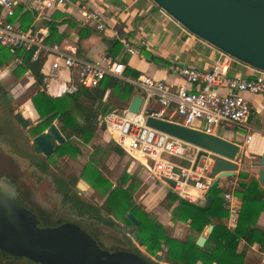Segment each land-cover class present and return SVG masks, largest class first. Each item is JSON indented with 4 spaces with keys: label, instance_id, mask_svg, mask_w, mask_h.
<instances>
[{
    "label": "built area",
    "instance_id": "built-area-1",
    "mask_svg": "<svg viewBox=\"0 0 264 264\" xmlns=\"http://www.w3.org/2000/svg\"><path fill=\"white\" fill-rule=\"evenodd\" d=\"M71 1L43 0L42 3L51 8ZM16 4L15 0H0V48L14 53L12 63L17 66L24 63L27 53H31L32 62L42 60L44 67L48 64V70L42 69L43 86L45 83L47 88L50 80L58 78L62 69L75 70L78 80L70 78L63 93H74L79 86L97 87L106 77L130 82L123 77L126 66L119 59H108L105 65L84 60L67 53L60 44L48 42L50 31L47 27L38 30L22 28L11 20L16 14ZM82 14L86 21L95 22L98 30H106L107 25L98 12L84 10ZM120 41L123 52L131 55L138 52L128 37H122ZM222 54L223 57L215 60L210 68L172 65L185 82L176 88L165 80L151 77L132 81L145 91L140 112H132L127 106L99 116V125L117 146L146 167L152 176L164 180L180 198L197 201L199 205L213 187V156L217 154L156 130L148 126L146 120L148 115H155L220 136L221 128L237 131L246 127L253 106L244 93H264V71L245 64L251 73L230 74L232 63L240 61L223 51ZM186 84L196 87L188 88ZM152 98H156L160 109L148 114L146 105ZM251 138L247 134L244 143L250 142ZM238 198L235 191L224 192L229 229L238 224ZM257 247L259 245H253V248Z\"/></svg>",
    "mask_w": 264,
    "mask_h": 264
},
{
    "label": "crops",
    "instance_id": "crops-1",
    "mask_svg": "<svg viewBox=\"0 0 264 264\" xmlns=\"http://www.w3.org/2000/svg\"><path fill=\"white\" fill-rule=\"evenodd\" d=\"M15 1L16 14L11 19L22 28L26 30L50 28L51 35L48 42L60 44L67 53L103 65L108 59H119L128 66L131 75L124 73L123 77L128 78L132 83L133 93L124 100L123 108L129 106L135 95L145 96L144 89L133 83L134 81L151 77L165 80L176 88L185 82L172 65H189L205 69L210 68L215 60L223 57L220 49L190 32L153 0H72L51 8L44 6L43 0ZM84 10L98 12L107 25L106 30L100 31L95 22L86 21L82 14ZM122 37H128L132 41L138 50L136 54L123 52L120 41ZM115 41L120 44V49L116 56L112 57L109 50L114 48L111 42ZM47 65L44 67L45 71L48 70ZM251 72L242 62H233L230 68V74ZM72 77L77 80L75 70L71 72L62 69L58 78L50 80L46 89H50L48 92L52 95L61 96L64 94V85ZM186 85L188 88L196 87L192 84ZM110 92L111 90L105 97L109 96ZM244 95L253 106L246 127L222 134L223 137L241 144L240 153L235 161L239 164L237 174L220 178L216 182L217 188L223 194L240 187L241 172H247L251 178L257 179L264 192V183L259 181L262 168L261 156L264 154V93H244ZM155 105L159 106L158 101L152 98L146 109L159 110L160 108L156 109ZM247 134L252 138L250 142L244 143ZM210 192L212 193V189ZM238 199L241 207L242 199ZM217 222L227 224V217L221 220L214 219L212 224L215 226ZM257 224L258 227L264 228V210L260 213ZM246 245L245 240H241L239 249L242 250ZM260 254L264 255V253ZM256 257L258 254L248 260L246 258L245 264H255ZM261 261L263 264L264 257Z\"/></svg>",
    "mask_w": 264,
    "mask_h": 264
},
{
    "label": "rangeland",
    "instance_id": "rangeland-1",
    "mask_svg": "<svg viewBox=\"0 0 264 264\" xmlns=\"http://www.w3.org/2000/svg\"><path fill=\"white\" fill-rule=\"evenodd\" d=\"M12 60L13 58L0 65V84L5 91L12 92L14 95V99L11 102L12 111L8 110L0 99L1 173H8V175L14 176L20 186L24 188V191L28 190L29 196H33L44 206L47 212H54L56 216L69 218L70 214L77 215V207H75L73 202L72 204L65 202V197L67 196L64 195L65 192L60 190L61 186L69 188L73 194L94 204L100 209L101 215L105 220L90 218L96 227L89 229L95 232L102 244L107 248H125L127 246L140 252V254L150 260H154L156 257V254L148 251L147 245H139L137 241L127 235L126 230H124L125 225L137 235L139 233L138 226H135L127 218V215L126 218L128 220L125 219L123 213L110 214L108 212L106 206L108 194L103 192L101 186H92L90 175L84 174L87 172L85 171L86 166H91L100 171L114 184L110 192L114 186L121 184L131 194L133 202L141 205L148 213L149 219L161 224L167 233L187 239L192 235L194 238H198L202 232H207L208 226L199 234L193 232L190 228L191 219L187 222L175 219L173 211L178 201L170 204V201L166 199L170 186L164 180L152 176L146 167L135 161L126 152L122 155L116 153L114 150L116 144L100 126L89 142H84L75 136L70 138V142L81 150L77 157L69 154L59 155L55 150L52 155L43 158L42 155L32 152L30 143L35 136L41 133L38 132L37 127L49 119L40 117L39 112L34 107L32 97L39 89L46 90V84L44 83L41 88L31 72L17 73L18 66L16 63H12ZM47 91H50V89ZM124 104V99L110 92L109 96L104 98V102L98 105V113L102 114L103 112L105 114L113 109H122ZM103 106L106 107L105 111L102 109ZM154 107L156 109L160 108L158 105ZM20 111H23L26 118L32 120L34 128L29 136L25 135L24 129L15 118L14 113ZM76 115L80 121H83L81 112L77 110ZM174 119L178 118L175 117ZM51 124H56L65 135L58 119H53ZM227 132L229 131L226 129H220L221 134ZM65 137L67 139L66 135ZM39 162H45L44 164L48 165V170L44 172L36 166ZM247 174L249 175V173ZM249 178L246 180H249ZM78 182H83L87 186L84 192L78 189ZM194 203L198 204L197 201ZM106 220H112L113 224L110 225ZM254 244L259 245L258 243H253L247 247L245 246V260L258 254L254 263L262 264L261 258L264 255L260 253L264 252L259 247L253 248ZM166 250L167 248L163 245V250L158 251L157 254L162 257L161 263L172 264L166 260ZM0 259L2 262L1 257ZM21 262L20 264H33L28 259H22Z\"/></svg>",
    "mask_w": 264,
    "mask_h": 264
},
{
    "label": "water",
    "instance_id": "water-1",
    "mask_svg": "<svg viewBox=\"0 0 264 264\" xmlns=\"http://www.w3.org/2000/svg\"><path fill=\"white\" fill-rule=\"evenodd\" d=\"M153 1L196 36L238 61L264 71V0ZM11 98L12 95L8 93L4 101L8 102ZM142 105L143 97L135 95L129 104V110L138 113ZM17 118L23 127L31 123L22 112L17 113ZM146 124L219 155L213 156L215 163L212 169V186L220 178L237 174L239 164L235 161L241 149L238 141L155 115H148ZM65 141L66 137L57 125L51 124L32 139L30 148L33 152L47 157ZM261 165L259 181L264 183V154L261 156ZM77 187L82 192L87 189L83 182H78ZM14 197V188L7 184L0 194L1 246L17 254L37 257L46 264H148L137 253L101 249L89 234L72 223L63 224L53 230L37 228L15 209L12 201ZM219 197L223 198L224 194L220 193ZM213 200L214 196L209 191L206 200L200 205L209 207ZM126 215L135 226L139 225V220L131 211ZM259 228L264 232V228ZM213 229V224L208 225L206 234L202 232L196 243L204 246ZM124 230L143 245V240L136 233H132L128 226L125 225ZM156 257L160 258V254H156Z\"/></svg>",
    "mask_w": 264,
    "mask_h": 264
},
{
    "label": "trees",
    "instance_id": "trees-1",
    "mask_svg": "<svg viewBox=\"0 0 264 264\" xmlns=\"http://www.w3.org/2000/svg\"><path fill=\"white\" fill-rule=\"evenodd\" d=\"M49 31L51 33L50 28ZM111 43H113L114 48L110 49L109 53L112 57H115L120 49V44L117 41ZM18 53L21 54V51ZM13 56L14 53L11 50L0 48V65L12 59ZM30 56L31 53L25 55L24 63L17 67V73L30 71L37 84L42 88L44 62L42 60L32 62ZM124 73L131 75L128 66H126ZM109 90L120 98L127 100L133 93V86L128 81L106 77L97 87L79 86L76 92L64 93L61 96H55L47 90L39 89L32 97L34 107L41 118H45L50 114L53 115L49 118L50 120H45L37 127L38 132L45 130L53 119H58L67 139L65 143L56 149V152L59 155L69 154L77 157L81 150L70 142V138L75 136L84 142H89L93 138L100 126L99 116L103 114V112L102 114L98 113V105L104 102L105 95ZM102 109L105 111L106 107L103 106ZM77 110L83 115V121L78 119ZM146 111L148 114L152 112L150 109H146ZM100 128L104 129L101 126ZM114 150L120 155L124 153L117 145L114 146ZM43 169H46V166ZM85 171L87 172L84 174L90 175L92 186H101L103 192L108 194L106 198L108 212L110 214L123 213L125 219L128 220L126 214L131 211L139 220L138 237L147 245L148 251L157 254L158 251L163 250V245H165L167 248L166 260L172 264H198V262H201V264H245L246 247L253 243H258L260 250L264 252V232L260 230L257 224L259 215L264 209V192L260 188L258 180L249 178V175L245 172L239 174L241 177L240 187L235 190L236 196L242 199L238 224L229 229L227 224L217 222L205 245L199 246L196 243L197 238H194L193 235L187 239L175 237L167 233L161 224L150 220L144 208L133 202L131 194L121 184L114 186L110 192L114 184L105 175L91 166H86ZM248 178L249 180H246ZM211 189L214 200L209 207L184 200L170 190L166 199L170 201V204L178 201L173 211V217L185 222L191 219L190 228L198 234L206 226L212 224L214 219L221 220L228 217L229 210L225 205V201L218 196L220 189L216 185ZM60 190L65 192L67 196L71 193V190L64 186H61ZM72 196L73 204L77 207L79 215L105 220L100 213V209L94 204L83 201L75 194ZM106 222L110 225L113 224L112 220H106ZM241 240H245L247 244L242 250L239 249Z\"/></svg>",
    "mask_w": 264,
    "mask_h": 264
},
{
    "label": "flooded vegetation",
    "instance_id": "flooded-vegetation-1",
    "mask_svg": "<svg viewBox=\"0 0 264 264\" xmlns=\"http://www.w3.org/2000/svg\"><path fill=\"white\" fill-rule=\"evenodd\" d=\"M8 93H10L12 95V98L9 99L8 102H5L4 101V97ZM0 99H1L2 103H4L6 105L8 110L12 111L11 102L14 99V95L12 94V92L5 91L4 88L1 86V84H0ZM20 112H22V114H23V111H20ZM17 113L18 112H15L14 115H15L16 120L19 122V120L17 118ZM19 124L21 125L20 122H19ZM22 128L24 129L25 135L29 136L30 132L34 128V126L32 125V120H31V123L27 127H23L22 126ZM35 154L42 155L43 158L44 157L45 158L49 157V156L46 157V156H44L43 154H40V153H35ZM44 163L45 162H39V163L36 164V166H38L42 171L45 172V171L48 170L47 169L48 165L47 164L45 165ZM44 166H46V169H43ZM7 184L8 185L10 184L14 188V191H15V197L12 200L13 204L15 205V209H18L19 212H21V214L25 217L27 222H29L30 224L34 225L35 227H37L39 229L53 230V229H55V228H57V227H59V226H61L63 224L72 223V224L78 225L87 234H89L97 242V244L99 245V247L101 249H108V250H111L113 252L127 251V252L137 253V254L141 255L143 258H145L146 261L148 262V264H156V263L157 264H166V263H161V258H162L161 256H160V258L155 257L154 260H150L147 257H145L144 255L140 254V252H137L134 249L128 248L127 246L125 248L124 247L123 248H109V247L107 248V247H105L102 244L100 238L97 237L95 232L89 229L91 227L92 228L96 227L91 222L90 217H88L87 215H84L83 217H81L82 215H79L77 213V215L70 214V217H72V218H70V217L66 218V217H62V216H56L54 214V212L49 213V212L46 211L44 206L38 200H36L33 196H29L28 190L24 191V188H22L20 186L19 182L14 178V176L8 175V173H1L0 172V194L2 193L3 188ZM71 194L74 195L72 193V191H71L70 194H68V196L66 194H64L65 196H67V197H65V202L68 203V204H72V202H73V199H72L73 196ZM71 219H73V220H71ZM86 226H89V227H86ZM132 233H135V232L132 231ZM127 235L131 236L135 241H137L132 236V234H128L127 233ZM0 257L2 258V262L0 261V264H20V263H22L21 262L22 259H28L33 264H46L45 262H43L42 260H40L37 257H33V256L30 257V256H26V255L17 254L15 252L9 250L8 248H5V247L1 246V245H0Z\"/></svg>",
    "mask_w": 264,
    "mask_h": 264
}]
</instances>
